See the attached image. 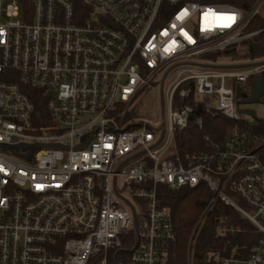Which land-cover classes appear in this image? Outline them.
Wrapping results in <instances>:
<instances>
[{"label":"built area","instance_id":"1","mask_svg":"<svg viewBox=\"0 0 264 264\" xmlns=\"http://www.w3.org/2000/svg\"><path fill=\"white\" fill-rule=\"evenodd\" d=\"M24 1L0 0V264H169L174 218L158 187L201 184L212 194L201 219L219 202L263 236L247 258L209 252L206 264H264V138L236 126L221 151L175 149L200 102L247 118L238 91L251 95L264 66L195 60L263 32L247 29L264 0ZM171 66L200 71L169 86L162 124L133 117ZM190 247L185 264H195Z\"/></svg>","mask_w":264,"mask_h":264},{"label":"trees","instance_id":"2","mask_svg":"<svg viewBox=\"0 0 264 264\" xmlns=\"http://www.w3.org/2000/svg\"><path fill=\"white\" fill-rule=\"evenodd\" d=\"M263 29L264 23L257 18L252 21L247 31L256 32ZM203 58L209 65H227L226 62L230 64L262 62L264 31L240 45ZM222 60L224 61L220 62ZM262 77L264 79V73ZM32 95L37 111L46 114V99L43 98L42 93L34 91ZM249 95L239 90L238 103H241V98H249ZM193 104L194 96L182 102V105ZM206 106L207 102H200L189 119L188 127L176 133L175 149L179 154L221 151L236 126L252 136L264 138V120L255 119L251 122L248 118H243L241 122H236L222 115L213 116L207 112ZM198 119H202V128L197 125ZM206 138L209 141H206ZM158 196L163 205L172 209L174 218L176 240L168 258L169 264H185L189 246L195 264H206L209 252L216 253L220 258H247L263 238L249 221L219 202L213 205L208 214L201 219L212 198V194L204 184L196 189L177 190L161 185L158 187ZM226 228L233 229L234 232H226ZM121 256L122 254L118 255L119 260Z\"/></svg>","mask_w":264,"mask_h":264},{"label":"rangeland","instance_id":"3","mask_svg":"<svg viewBox=\"0 0 264 264\" xmlns=\"http://www.w3.org/2000/svg\"><path fill=\"white\" fill-rule=\"evenodd\" d=\"M253 3L258 0H249V3ZM259 20H261L264 23V6L261 9V15L258 17ZM258 39V37H257ZM224 60L220 61L223 62ZM195 62H199L201 64H205L204 58H198L195 60ZM227 65H235V63H228ZM238 64H248V63H238ZM170 70V71H169ZM188 71H200V69L195 67H189V66H179L173 68L167 67L163 72H161L156 79L154 80V83L151 85L154 87V89L150 88L145 91H143L138 98L134 101V103L130 107V114L140 120H146L150 124L159 126L163 122L164 116H168V108L167 105L162 109V100L160 97V90L162 85L163 77L167 72L168 75L166 76V79L164 81V97L167 102L168 99V88L169 86L179 77V79L186 77L189 72ZM251 96V95H250ZM249 96V97H250ZM246 98L240 99L239 108L240 109H247L251 111L254 115V117H247L249 121L253 122L255 119H261L264 120V98L258 102L253 104H244V100Z\"/></svg>","mask_w":264,"mask_h":264},{"label":"water","instance_id":"4","mask_svg":"<svg viewBox=\"0 0 264 264\" xmlns=\"http://www.w3.org/2000/svg\"><path fill=\"white\" fill-rule=\"evenodd\" d=\"M260 66H264V61L256 62V63H248V64H235V65H202L200 66V68L221 70V71H232V70L251 69V68L260 67ZM251 86H252V94L249 98L243 101L244 104L258 103L264 98V79L262 76H257L256 78H254ZM160 97H161V100L164 99V83L161 86ZM161 105H162V109H164V104L162 103ZM239 112L244 116L252 117V118L254 117L253 113L247 109H240ZM90 140H91V137L87 141L86 145L89 143ZM24 157L28 158L29 155H26Z\"/></svg>","mask_w":264,"mask_h":264},{"label":"snow or ice","instance_id":"5","mask_svg":"<svg viewBox=\"0 0 264 264\" xmlns=\"http://www.w3.org/2000/svg\"><path fill=\"white\" fill-rule=\"evenodd\" d=\"M226 19H228L229 21H232V20L235 19V17L234 16H230V17H227ZM224 26H228V25H224Z\"/></svg>","mask_w":264,"mask_h":264}]
</instances>
